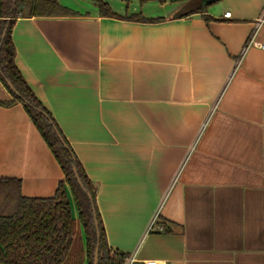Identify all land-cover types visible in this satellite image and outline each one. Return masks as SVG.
I'll return each instance as SVG.
<instances>
[{
	"label": "crops",
	"instance_id": "obj_1",
	"mask_svg": "<svg viewBox=\"0 0 264 264\" xmlns=\"http://www.w3.org/2000/svg\"><path fill=\"white\" fill-rule=\"evenodd\" d=\"M57 1L74 14L16 17L14 63L94 185L108 248L135 264H264V0H218L209 21L177 17L197 0H102L156 22ZM7 87L0 177L52 196L62 170Z\"/></svg>",
	"mask_w": 264,
	"mask_h": 264
},
{
	"label": "trees",
	"instance_id": "obj_2",
	"mask_svg": "<svg viewBox=\"0 0 264 264\" xmlns=\"http://www.w3.org/2000/svg\"><path fill=\"white\" fill-rule=\"evenodd\" d=\"M139 1L144 3L149 0ZM197 1L192 9L177 17L199 13L205 21L213 19L206 13L207 7L218 0ZM96 5L100 15L137 22L163 19L148 18L140 14L119 16L102 0H97ZM73 14V11L60 5L57 0H0V36L6 27L5 38L0 47V79L6 87L5 80L10 81L18 93L13 94L7 87L12 99L4 104H22L63 173L54 194L49 197L23 196L19 178L0 177V264H92L96 243L94 217L99 234L98 264H110L109 248L95 203L96 189L54 119L35 97L14 63L11 29L16 17ZM38 110L44 111L46 116ZM53 126L69 151L60 144ZM73 165L83 187L90 193L91 200L77 184L72 172ZM72 207L76 210V217L72 213Z\"/></svg>",
	"mask_w": 264,
	"mask_h": 264
},
{
	"label": "water",
	"instance_id": "obj_3",
	"mask_svg": "<svg viewBox=\"0 0 264 264\" xmlns=\"http://www.w3.org/2000/svg\"><path fill=\"white\" fill-rule=\"evenodd\" d=\"M5 34H6V27L3 29L1 36H0V47L2 45V42L5 38ZM6 85L8 86V88L12 91L13 94L18 95L17 91L14 89V87L12 86L11 82L8 80H5ZM24 103L28 104V102H26L25 100H23ZM41 114H43L44 116H46V114L44 113V111L42 110H38ZM53 130L60 142V144L69 151V147L67 146V144L65 143V141L63 140V138L61 137V135L59 134V132L57 131V129L53 126ZM72 172L74 174V177L77 181V184L79 185V187L81 188V190L88 196V198L91 200L90 197V193L83 187L79 176L77 174L76 171V167L73 165L72 166ZM93 216H94V211H93ZM94 224H95V230H96V243H95V247H94V251H93V256H92V264H98V256H99V234H98V229L96 226V219L94 217Z\"/></svg>",
	"mask_w": 264,
	"mask_h": 264
},
{
	"label": "built area",
	"instance_id": "obj_4",
	"mask_svg": "<svg viewBox=\"0 0 264 264\" xmlns=\"http://www.w3.org/2000/svg\"><path fill=\"white\" fill-rule=\"evenodd\" d=\"M229 14H230L229 12H225L224 16L228 17ZM263 19H264V17H263ZM156 217H157V213L155 212L152 215L150 221L148 222L146 230L149 231V230L153 229ZM109 256H110V264H135L136 263L135 255L133 252L120 253V252H118L112 248L111 249L109 248ZM143 264H156V261L155 260H146V261H144Z\"/></svg>",
	"mask_w": 264,
	"mask_h": 264
},
{
	"label": "rangeland",
	"instance_id": "obj_5",
	"mask_svg": "<svg viewBox=\"0 0 264 264\" xmlns=\"http://www.w3.org/2000/svg\"><path fill=\"white\" fill-rule=\"evenodd\" d=\"M196 4H197V2L193 3V5H196Z\"/></svg>",
	"mask_w": 264,
	"mask_h": 264
}]
</instances>
